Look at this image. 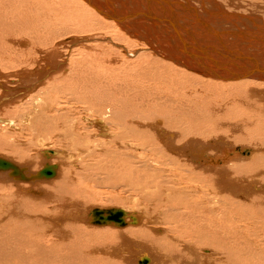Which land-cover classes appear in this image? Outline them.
<instances>
[{
    "label": "bare ground",
    "instance_id": "bare-ground-1",
    "mask_svg": "<svg viewBox=\"0 0 264 264\" xmlns=\"http://www.w3.org/2000/svg\"><path fill=\"white\" fill-rule=\"evenodd\" d=\"M191 2L200 4L203 15L208 19L214 18V20L206 19L207 21H198L197 23L200 12L198 13ZM206 2L212 4L214 9L219 7V4L213 0H0V44L6 46L9 53L12 50L15 51V48L18 51L23 50L21 47L19 49L15 46V44L17 46L22 44L21 40L14 39V33L17 30L19 33L32 31L38 35L40 32L46 38H54V41L57 38L66 37L63 43L67 48L76 47L73 54L69 50L63 53L67 54L68 58L70 57L68 64L67 60L62 62L57 60L59 57L62 58L57 49L53 53L50 52L52 61L49 60V65L46 66L45 61V64L40 65L38 71H28V75L18 78L20 82L17 83L28 91L27 87H35L43 80L45 82V78L50 77L46 82H52L53 84L50 86H53L54 89L59 88L63 94L56 99H67L63 101L66 103L64 107L67 106V110H63L64 112L61 113L62 107H60L61 111L59 108L57 109L59 114L56 112L51 118L48 116L45 118L54 121L50 132L45 128L47 123L43 124L44 117H37L40 119L37 122L41 121V128L39 126L35 128L37 139L43 141L52 139L51 144L61 150L57 153L46 149L43 155L48 159L55 155L56 157L59 155L65 157L64 148L76 150V147L82 145L88 154L86 157L83 154L87 163H82L79 171L75 168V173L72 175V172L67 170L63 173L60 181L56 180L59 182L55 183L56 186L52 183L56 187V195L50 203L55 201L54 203L59 202V205L53 206L52 209L50 208L51 210L46 208L51 213L59 209L62 216L56 218L55 222L64 221L65 219L62 218L65 216L64 214H74L76 211L77 216L74 215L76 216L74 220L77 222L66 223L68 224L66 226L63 224L67 228L52 233L49 237L50 240L46 238L51 244L48 241L44 242H47L49 246H43L40 237H37V240L29 242L27 247L25 245L17 251L13 250L16 255H13L11 253L13 251L8 249L17 261L15 264H20V262L30 264L32 258H36L39 264H46L43 260H49L45 258L47 252L53 256V260L48 261L49 264H62L63 261L59 259L61 253L63 254L62 259L65 261L64 264L68 260L72 263L77 256L82 259L80 264H95V255L101 249L102 251H112L115 254L125 250V254H119V264H159V262L161 264H264V148L261 147L264 146V136L260 140L262 142H257V140L256 142H254L255 140L241 142L239 138L238 140L234 139V142L232 139L230 142L228 137L224 138L226 136L222 137L215 133L217 129L221 133L225 131V128H227L226 131L264 129V55L259 51L262 49L261 52H264V17L256 16V13H260L258 11L261 9L264 12V6L262 3L253 4L257 9L256 13L254 12L251 16L241 13L243 9L239 10L240 13L228 9L230 12L238 14L234 17L236 21L244 22L241 23L243 30L238 29L236 32H231L221 25L214 27L217 22L214 16L215 12L212 13L213 9L209 11L211 8L209 7L208 10L204 6ZM221 4L226 8L236 7V10H238V6L240 7L237 0H226V2L223 0ZM225 13H228L227 10ZM249 13L253 12L250 10ZM232 16V14H228L227 18L218 17H222L221 20L226 23H231L234 20ZM249 18H252V22L249 21ZM244 20L251 22V25L245 24ZM196 24L201 28L196 29ZM245 25L258 28L257 38H252V34L248 33L250 29H247ZM43 27H46L48 31L42 29ZM51 33L53 34L50 35ZM10 40L13 42L11 43ZM30 45L31 47L37 46L32 43ZM47 45L49 44L46 43L45 46L47 47ZM23 47L25 46L23 45ZM0 52L3 53L4 49ZM48 52L49 50L47 54ZM165 59L173 61L175 64L169 63ZM185 63H189L190 68ZM11 68L8 72L12 71ZM183 70L194 75L184 73ZM13 71L15 75V70ZM6 76L0 74V79H4ZM8 86L7 83L0 82L3 91L0 94V100L9 93ZM11 88H13V96L20 94V91L15 87ZM32 89L34 88L32 87ZM58 91L57 89L56 92ZM198 91L207 93L200 96L197 95ZM4 99L6 100L0 103V119L2 123H8L10 126L15 121L13 119L5 120L2 112L7 111L12 103L9 105L10 107H4L8 101L7 98ZM9 100L11 99L9 98ZM57 100L56 102H59ZM52 101L54 100H51L50 103ZM135 103L138 104L135 105ZM49 105L47 103V108L50 107ZM52 105L54 104L52 103ZM244 105L247 106V110L242 112ZM152 106H154L153 108L158 106V110L154 114H149L147 109H151ZM137 107H141L142 110ZM79 108L83 110L80 111ZM51 110L53 111L52 107ZM224 110L225 113H223ZM237 111H240V114H236ZM80 112L86 113L102 131L104 127L108 128L110 132L105 130L108 132V135H105L110 139H106L107 142H98L95 140L97 138L91 140V137L95 136H92L91 130V132L87 130L82 118L77 116V114L80 115ZM232 114L242 118L244 124L240 126L230 123L237 119ZM198 115L202 116L201 120H198ZM194 117L196 121L193 124L189 119L193 120ZM33 118L35 120L34 116ZM147 121L148 126L154 130V135L149 139L144 138L146 131H141V135L137 133L140 130L139 127ZM173 124L175 125L171 129L169 125ZM189 124L199 126L200 129L194 126V130H189L190 128L185 127ZM143 126L147 127V125ZM182 126L185 129H182ZM208 126L218 137L204 140L211 136L207 132L209 131ZM137 129L139 130L137 131ZM142 129L145 130V128ZM240 131L242 132V130ZM177 134H179L178 139ZM190 135H199L204 139H191V137L186 141L185 139ZM259 135L260 133H258V137H260ZM4 136V138H9L12 135H8V137L4 134ZM17 140L13 141L17 142ZM1 141L4 142L0 139ZM185 141L187 143H182ZM90 143L93 148H90L92 147L89 146ZM240 143L247 145L255 143V154L261 153L251 157L253 154L249 152L248 147L247 151L250 153V157H248L249 154L244 152L246 149L239 146ZM138 145L142 149H138ZM148 147L151 148L149 151V153L152 152L151 155H146L145 152L140 153V151L148 150ZM23 149H26L27 152L28 147H23ZM71 151L75 156L76 151ZM0 159L9 162L13 167L7 170L5 163L3 164V161L0 160V175L5 176V179L16 183V185L20 182L19 180L25 182L24 187L20 186L22 183L17 185L18 188L14 187L17 190L16 198H20L24 193H32V195L38 193L37 197L45 199L47 196L43 195L47 193H39L40 189L38 190V188L36 189L38 191L27 188L26 184L35 186L41 182H51L53 181L51 179L61 176V174L58 175L61 168L58 164L44 162L43 166L39 164L40 169L37 168L34 171L30 170L31 166L29 168L25 166V163L24 165H22L23 163L19 164L18 161L17 163L11 158L0 155ZM138 162L144 163V169L139 166L133 167V164ZM72 164L73 168L78 167L77 164ZM152 164H155L153 167L160 164L161 171L150 172L149 166ZM41 172H46L45 177L40 176ZM100 172L112 174L113 179L108 183V188L113 190L124 187L133 203L137 207H141V214L142 210L144 213L142 217L139 215L140 213L135 212L136 210L133 211V208L126 209L118 206L107 209L95 207L93 209L126 211L129 217L136 218L135 224H141L142 227L136 228L138 230H134V228L126 232H112L113 235L103 236L94 233L97 239H94L97 241L95 245L89 244L91 239L87 240L89 237H86L88 234L85 231L87 234L85 236L87 239L84 238L87 240L86 244L83 241L80 243L82 246H76L77 238L83 237L81 235L83 229L78 225H83L82 222L89 225V209H87V214L83 210L81 212L80 208H75L77 204L80 207V202H76L74 199L77 195L83 194L88 197L84 203L95 200L93 199L95 197H92L94 194L88 193V191L95 187L102 189ZM12 173H16L17 176H11ZM3 185L1 184L2 188ZM245 193L248 194L247 197L241 196ZM14 198L12 199L14 200ZM42 200L39 201L44 203H39H49L48 200ZM5 201L8 200L1 196L0 233L2 234L5 232L4 229L10 227L11 224L16 225L20 221L24 223L30 219L42 222L44 219L41 218V221L36 218L32 219L34 205H32V209L28 208L30 212L27 210L23 212L20 210L23 207L21 208L16 200L13 204L9 202L14 206L12 209L10 208L11 204L8 205ZM34 216L36 215L34 214ZM56 216L58 215H54V217ZM145 219L147 221H144ZM79 221L81 224H78ZM129 224H134L131 218L124 227ZM49 225L48 223L43 225L47 232L41 236L44 237L50 231H48L51 229L48 228ZM155 225H166V227L162 230L160 227L155 228ZM89 226L92 224L90 223ZM104 226L106 227V225ZM109 226L124 228L107 225V227ZM45 229L43 231H46ZM52 230L54 231V229ZM89 230L91 231V229ZM89 233L92 234V231ZM19 235L20 233H18ZM128 235L132 236L135 241H131ZM3 236L5 235L3 234ZM1 239L0 260H5L4 255L8 251L7 243L5 244ZM18 240L20 239H17V242ZM58 241L63 244H57ZM5 242L8 241L5 240ZM23 244L19 243V245ZM61 245L64 249L61 248ZM177 245L185 248L179 250ZM87 247L92 250H89L91 255H85ZM196 247L202 249L205 255H199ZM136 255L140 257L134 263L133 257ZM149 255H153V257ZM107 256L104 254L102 257L107 258ZM6 262L5 264H7Z\"/></svg>",
    "mask_w": 264,
    "mask_h": 264
},
{
    "label": "rangeland",
    "instance_id": "rangeland-1",
    "mask_svg": "<svg viewBox=\"0 0 264 264\" xmlns=\"http://www.w3.org/2000/svg\"><path fill=\"white\" fill-rule=\"evenodd\" d=\"M213 1H215L217 4H219V7L217 6V7H215V9H214V7H212V4H208L207 2L204 4V6L209 10L210 8V10L209 11H212V9H213V12L212 13H214V16H215V20H217V22H215V24H214V27H218V26H220L221 25V27H225V28H227L228 30H230L231 32H233V31H237L238 29H241V30H243V27H242V25H241V23H244V22H238V21H236L235 19H234V17H235V15H238V14H235V13H232V12H230L231 10L232 11H234V12H237L238 11V13H240V9H243V12L241 11V13H243V14H248V15H253L254 14V12H255V10L257 9V7L255 6V5H253V4H255V3H262V5L264 6V0H237V1H239V3H240V7L238 6L237 8H238V10H236V7L235 8H226V7H224L221 3H222V1L223 0H219V1H217V0H213ZM225 2H226V0H224ZM250 3V4H247V3ZM193 4V7L194 8H196L197 9V11H198V13H199V16H198V18H197V23H198V21H211L212 19L214 20V18H212V19H208L205 15H203V12L201 11L202 9V6L200 5V4H198V3H196V2H191V5ZM210 7V8H209ZM224 7V8H223ZM200 8V9H199ZM251 8V9H250ZM221 9V10H220ZM230 11H229V10ZM245 9V10H244ZM247 9V10H246ZM251 10V12H253V13H249V11ZM216 10V11H215ZM225 10H227V12L228 13H225ZM240 10V11H239ZM252 10H254V11H252ZM263 11V9H261L260 11H258V12H260V13H256L257 15L256 16H261V17H264V12H262ZM202 12V13H201ZM221 15H220V14ZM228 14H232L233 16H232V18L234 19L233 21H231V23H229V22H224V20H221V19H223L222 17H224V18H227V15ZM259 14V15H258ZM226 17H225V16ZM217 16V17H216ZM218 16H222V17H218ZM249 16V17H250ZM217 18V19H216ZM207 19V20H206ZM220 19V20H219ZM248 20V19H247ZM251 20V22H252V18H249V21ZM255 20V19H254ZM219 21V22H218ZM223 21V22H222ZM235 21V22H234ZM244 21H246V20H244ZM247 22V21H246ZM245 22V24H250L251 25V22H247L246 23ZM225 23V24H224ZM229 23V24H228ZM235 23H238V24H235ZM190 24V23H189ZM217 24V25H216ZM230 26V27H226V26ZM259 25H261V24H259ZM232 26V27H231ZM239 26V27H238ZM195 27H196V29H198V28H201L198 24H196L195 25ZM245 27L247 28V29H250L249 31H248V33H250V34H252L251 36H252V38H257V35H256V33H257V29L258 28H252V27H247V25H245ZM170 28V27H169ZM230 28V29H229ZM42 29H45V30H47L48 31V29L46 28V27H43ZM252 29V30H251ZM252 31V32H251ZM255 34H254V33ZM39 33V35L38 34H36V33H34V32H32V31H29V32H26V33H19L18 32V30L14 33V39L16 40H21L22 41V44H21V42H20V44L22 45H19V46H17L16 44H15V46L16 47H18L19 49H20V47H21V50L22 51H18V49L17 48H15L16 50L15 51H11L10 53H9V49L6 47V46H4V45H1L0 44V48H2V49H4V52L2 53V52H0V74H2V75H4V76H6V78H4V79H0V82L1 83H7L9 86H8V88H7V90L9 89V88H11L12 86L13 87H17V86H19V84L17 83L18 81H19V79L18 78H23V77H25L26 75H28V71H30V72H32V70L33 71H38L39 70V68H40V65L41 64H45V61H46V66L47 65H49L50 64V62H49V60H51L52 61V57H50V54L51 53H53L54 51H56L57 49V51L59 52V53H61L60 55H62V58L61 57H59V58H57V60L59 61V62H62L63 60L64 61H66V63L68 64V59L70 58H68V55L67 54H63V53H66V50H69V52L71 51V54H73L72 52L76 49V47H74L73 46V48L72 49H68L67 48V46L63 43V41L65 40V38L66 37H63V38H60V39H56L55 41H54V38H46L45 36H43L40 32H38ZM53 33H51L50 35H52ZM51 37V36H50ZM59 40V41H58ZM38 42V43H35V42ZM43 41V42H42ZM46 41H48V42H46ZM54 41V42H53ZM9 42V41H8ZM8 42H6V43H8ZM10 42L12 43L13 42V40H10ZM28 42V43H27ZM55 42H56V45H55ZM61 42V43H60ZM30 43H32V44H34V45H37V46H35V47H31V45H30ZM46 43L47 44H49V45H47V47L45 46L46 45ZM244 43H246V42H244ZM29 44V45H28ZM40 44V45H39ZM23 45L25 46V47H23ZM64 45V46H63ZM30 48H29V47ZM50 46V47H49ZM4 47H6V48H4ZM23 47V48H22ZM39 48H42V49H39ZM65 48H67V49H65ZM2 49H0V51L2 50ZM44 49H45V52H43L44 51ZM52 49V50H51ZM54 49V50H53ZM49 50V52H48V54H47V51ZM257 50V49H256ZM262 50V49H261ZM261 50H259L260 51V54L262 53L263 55H264V52H261ZM37 51V52H36ZM39 51H41V52H39ZM258 51V50H257ZM259 51H258V53H259ZM19 52V53H18ZM23 52H24V54H23ZM33 52H34V54H33ZM51 52V53H50ZM17 53V54H16ZM42 53V54H41ZM44 53V54H43ZM36 54V55H35ZM70 54V55H71ZM9 55V56H8ZM31 55V56H30ZM45 55H46V57H45ZM18 56V57H17ZM45 57V58H44ZM63 57H66V58H63ZM23 60H22V59ZM33 58V59H32ZM14 59H16V60H14ZM17 59H20V60H17ZM47 59V60H46ZM164 59V58H163ZM30 60V62H27V61H29ZM43 63H42V62ZM48 61V62H47ZM165 61H168V60H166L165 59ZM185 61V60H184ZM4 62V63H3ZM9 62V63H8ZM13 62V63H12ZM40 62V63H39ZM169 63H173V64H175L173 61H168ZM186 62V61H185ZM2 63V64H1ZM26 63V64H25ZM14 64H16V65H14ZM67 64L65 65V67L67 66ZM186 64V63H185ZM189 63H187L186 65H188ZM19 65V66H18ZM33 65V66H32ZM27 66H32V67H27ZM38 66V67H37ZM2 67V68H1ZM4 67H7V68H5L4 69ZM12 67V68H11ZM14 67V68H13ZM48 67H50V66H48ZM188 67H189V65H188ZM10 68H11V70L12 71H10V72H8L9 70H10ZM17 68V69H16ZM25 68H27V69H25ZM30 68H34V69H30ZM190 68V67H189ZM1 69H2V71H1ZM179 69V68H178ZM13 70H15V75H14V71ZM19 70V71H18ZM180 70H181V68H180ZM7 71V72H6ZM182 71V70H181ZM188 71V70H187ZM18 72V73H17ZM22 72V73H21ZM25 72V73H24ZM183 72L184 73H189V72H186V70H183ZM20 73V74H19ZM166 73V72H165ZM23 75V76H22ZM189 75H194V74H191V72L189 73ZM17 80H16V79ZM50 79V77L49 78H45V80L46 81H48ZM45 81V82H46ZM20 82V81H19ZM44 82V80L42 81V82H40V83H38L35 87L34 86H30V87H27V88H29V90L28 91H26L25 89L26 88H23V86H19L20 87V94L19 95H15L14 97H12V98H10V96H11V94L10 93H8L7 94V96L5 95V97L3 96L2 97V99L1 100H3V101H5L6 99H4V98H7V103H6V105L4 106V107H6V106H9V105H11V103H12V105H11V107L10 108H6L7 109V111H1L2 113H3V115H4V118H5V120L6 119H8V120H14L15 122V124L14 123H12V124H10V126L8 125V123H2L1 122V119H0V139H2V140H4V142H0V155L1 156H3V157H7V158H11L12 160H14L15 162H19V164H21V163H23L22 165H24V163H25V166H27V167H29L30 168V166L32 167V168H30V170H34V171H36L37 170V168H41L40 166H39V164L41 165V166H43V164L42 163H44V162H50L51 164H58L61 168H60V171H59V174L58 175H60L61 174V176H58L57 178H55V179H51V180H53V181H51V182H37V183H40V184H35V186L34 185H29V184H26L27 185V188H30V189H33V190H36L37 188H38V190H36V191H38L39 193H42V194H46V195H43L44 197L45 196H47V197H45V199H43V200H48L49 201V203H46L45 202V204H41V203H44V202H41V201H39V200H42L41 199V197H37V194H33L32 195V193H24L23 194V196H20V198H16V193L15 192H17V190H16V188H14V187H16L18 184L20 185L21 183L23 184H21L20 186H23L24 187V184H25V182H21V180H19L20 182H18L17 183V185H16V183L14 184V182H10L8 179H5V176H3V175H0L1 177H0V183L3 185V188L1 187V184H0V197L1 196H4L8 201H5V203L7 202V204L9 205V204H13V202L16 200L17 202H18V205H20V207L22 208V209H20V210H22L23 212H26V211H24V210H27V212L29 211V209L28 208H30V209H32L31 207H33L32 205H34L35 206V208L33 207V211L32 212H34V213H32V215H33V217H32V219L33 218H36L37 220H42L43 218V220H49V221H43L42 220V222H37V221H32L31 219L30 220H26L25 222L27 223H22L21 221L20 222H18V223H16V225L15 224H11L10 225V227H8V228H6V229H4L5 230V232H3V234L5 235V236H3V234L2 233H0V239L2 238V237H4L3 239H1V240H4V243L6 244V249L8 250V249H11V251H13V250H15V251H17L18 249H20V248H23V247H25V245H26V247H27V244L29 243V242H31V241H34V240H37V237H40V241H41V244L43 245V246H49V244L48 243H50L49 241H48V239H49V237H50V235L52 234V233H54V232H57L58 230H60V231H62L64 228H67V227H65L66 225H68V224H66V223H72V222H77V220H74V219H76V216H77V213H76V211H75V213L74 214H72V213H70V214H64L65 216H63L62 218H64L65 220L64 221H66V222H64V221H62V222H55V221H57L56 220V218H58V217H61L62 215H61V213H59V209H57L55 212H53V213H51L49 210H51L52 209V207L53 206H56V205H59V202H56V203H58V204H56V203H50L54 198V195H56L55 194V191H56V185L59 183V182H57V181H60L61 180V177H62V175H63V173H65L67 170H69V172H72V175H74V173H75V168H77L78 169V171H79V167H80V165H83V164H86L87 162H86V160H85V158L84 157H86L88 154L85 152V148H84V146L82 147V146H78V147H76V150H74V149H67V148H64V156L65 157H62V156H58V157H60V158H58V157H56V155L55 156H52V158L51 159H48V158H46V156L45 155H43L44 153V151L46 150V149H50V150H53V151H55V152H57V153H59L61 150H59V148L57 147V149H56V146H54V145H52L51 143V140L52 139H45V141H43V140H38L37 139V131L35 130V128L37 127V126H39L40 128H41V121L40 122H37L38 120H40V119H38L37 117H44V120H43V124L45 125L46 123V130H48L49 132H50V130H52V126L54 125L53 123H54V121L53 120H51V119H49V118H47V119H45L47 116L48 117H52V116H54L55 114H56V112H57V114H59L60 112L59 111H61V109H62V111H61V113L62 112H64L65 110H67V106L66 107H64L65 105L64 104H66L65 102H63L64 100L66 101L67 99H65V98H63L64 100H57L56 98H58L59 96L61 97V95H63L61 92H60V89L59 88H56V89H54L53 88V86H50L51 84H53L52 82H46L45 83ZM12 84V85H11ZM14 84H16V85H14ZM34 84V83H33ZM32 85V84H31ZM32 87L34 88V89H32ZM22 88V89H21ZM31 88V89H30ZM209 88V87H208ZM2 88L0 87V94H2L3 93V91L1 90ZM59 90L58 92H56V90ZM210 89V88H209ZM211 90V89H210ZM24 91V92H23ZM213 93L215 92V91H212ZM21 93H23V94H21ZM204 93H207V92H202V91H198V93H197V95H200V96H204ZM210 93H211V91H210ZM22 96V97H21ZM11 99V100H9V98ZM40 97V98H39ZM62 97H64V96H62ZM15 98H17V99H15ZM57 101H59V102H56V100ZM51 100H54L55 101V103H54V101H52L51 103H50V101ZM12 101V102H11ZM34 101V102H33ZM43 101H45V102H43ZM32 102V103H31ZM15 103V104H14ZM47 103L48 104H50L49 106V108H47ZM52 103L54 104V105H52ZM8 104V105H7ZM14 104V105H13ZM33 104V105H32ZM136 104H138V103H135V105ZM238 104H240V105H243L242 103H238ZM1 106V105H0ZM14 106V107H13ZM44 106H46V107H44ZM57 106V107H56ZM51 107H52V109H53V111L51 110ZM60 107H62L61 109H60ZM68 107H70V106H68ZM154 106H152L151 107V109H147V111H149L148 113L149 114H154V113H156L157 112V108H158V106H155V108H153ZM39 108V109H38ZM59 108V111L57 110ZM139 110H142L141 109V107H137ZM10 109V110H9ZM80 109V111H82L83 109H81V108H79ZM223 109V108H222ZM64 110V111H63ZM151 110V111H150ZM247 110V106L245 107V105H244V107L242 108V112H244V111H246ZM152 111H154V112H152ZM13 112V113H12ZM223 113H225V110H224V112ZM11 114V115H10ZM35 114H36V116H35ZM74 114V113H73ZM80 115H78L77 114V116H80L82 119L81 120H83V122L86 124V126H87V130H91L90 132H91V134H92V136H95L94 138L93 137H91V140L92 139H95V138H97V139H95L96 141L98 140V142H107L109 139H110V137H107L106 135H108V132L107 131H105V130H108L109 132H110V130L108 129V128H105L104 127V130L102 131L101 129H99L100 127L97 125V124H95L92 120H91V118L89 117V116H87L86 115V113H84V112H80L79 113ZM236 114H240V111H237L236 112ZM39 115V116H38ZM33 116L35 117V120H34V118H33ZM232 116L233 117H237V116H235V114H232ZM7 117H10V118H7ZM12 117V118H11ZM33 118L32 120L30 119V118ZM196 117V116H195ZM195 117L193 118V120H191V119H189L193 124H194V121H196L195 120ZM26 118V119H25ZM37 118V119H36ZM197 118H198V120H201L202 119V116H200V115H198L197 116ZM48 119H49V121H48ZM86 119V120H85ZM234 119V118H233ZM197 120V121H198ZM45 121H47V122H45ZM49 122V123H48ZM53 122V123H52ZM150 122V121H149ZM176 122V121H175ZM174 122V123H175ZM35 123V124H34ZM37 123V124H36ZM148 121L145 123H143L139 128H140V130L139 129H137V133L139 134V135H141V131L142 132H145V134H144V138H146V139H149L150 137H152L154 134V130L152 129V127L151 126H148ZM230 123H233L234 125H236V124H239L240 126L241 125H243L244 123H243V119L242 118H239V117H237V119L236 120H232V121H230ZM14 124V125H13ZM29 124V126H27ZM16 125V126H15ZM24 125V126H23ZM92 127H91V126ZM143 125H147V127H144ZM174 125L175 124H173V125H169L170 126V128L172 129L173 127H174ZM27 126V127H26ZM91 127L90 129H89V127ZM95 126V127H94ZM191 124H189L188 126H185V127H187V128H190L189 130H194L193 129V127L195 126V128H199L200 129V127L199 126H196V125H192L191 127ZM145 128V130L144 129H142V128ZM206 127H207V125H206ZM210 126H208V128H209ZM12 128V129H11ZM33 128V129H32ZM97 130H96V129ZM147 128V129H146ZM150 128V129H149ZM96 131H95V130ZM182 129H185L184 128V126H182ZM210 129L211 128H209L208 130L209 131H207L208 132V134H210L211 136V138L210 137H208V138H202V137H199V135H190L188 138H186L185 140L186 141H188L191 137V139H199V138H201V139H204V140H210V139H214L215 138V136H217L218 137V135L219 136H222V137H224V136H226V137H224V138H227V139H229V141L231 142L232 141V139H233V141L232 142H234L235 140H238V138H239V140L242 142V141H244V142H253L254 140V142H256V140H257V142H262V141H260L261 139H262V137L264 136V132H262V131H264V129H258L259 131H257V130H252V129H240V130H242V132L238 129V130H227L226 131V129L227 128H225V131H222L221 133H220V130L219 129H217L216 131L217 132H215V133H218V135H216L214 132H213V130L211 129V131H212V133H210L211 131H210ZM29 130H31V131H29ZM175 130V129H174ZM34 133H33V132ZM36 131V132H35ZM148 131H149V133H148ZM176 131H178L179 133H180V131L178 130V129H176ZM238 131V132H237ZM240 131V132H239ZM253 131H254V133H253ZM99 132H101V133H99ZM104 132H106V133H104ZM11 133V134H10ZM34 135H33V134ZM97 133H99V134H97ZM229 133H232V134H229ZM239 133V134H238ZM241 133V134H240ZM258 133H260V137H258ZM4 134L6 135V136H10V135H12V136H8L9 138H4L5 136H4ZM96 134V135H95ZM103 134V135H102ZM106 134V135H105ZM148 134V135H147ZM150 134H152V135H150ZM225 134V135H224ZM234 134V135H233ZM243 134V136H241ZM252 134V135H251ZM29 135H32L33 136V138H32V136H29ZM97 135H99V137H97ZM102 137H101V136ZM213 135V136H212ZM228 135H230V136H228ZM177 136V139H178V136H179V134H177L176 135ZM238 136H240V137H238ZM249 136V137H248ZM251 136V137H250ZM254 136V137H253ZM13 137V138H12ZM22 137V138H21ZM230 137V138H229ZM105 138V139H104ZM237 138V139H236ZM242 138H244V139H242ZM6 139H8V140H6ZM18 139V140H17ZM104 139V140H103ZM106 139H108V140H106ZM235 139V140H234ZM252 139V140H251ZM259 139V140H258ZM13 140H17V142H15V141H13ZM32 140V141H31ZM12 141V142H11ZM22 142L23 144L25 143V145H23V144H21L20 142ZM37 141H39V142H37ZM182 142V143H187V142ZM239 141V142H240ZM15 142V143H14ZM26 142H28V143H26ZM35 142V143H34ZM40 142H41V144H40ZM43 144H45V145H43ZM249 144H251V145H247V144H239V146H241L242 148H244V149H246V151H244L246 154H249L248 155V157H250V153L252 152V156L251 157H253L254 155H256V154H260L261 152H257L256 154H255V150H254V148L256 147V145H255V143L253 144V143H249ZM3 145H5V146H3ZM9 145V146H8ZM23 145V146H22ZM35 145V146H34ZM37 145H39V146H37ZM15 148H14V147ZM19 146H21V147H19ZM34 146V147H33ZM89 146H92V143H90L89 144ZM23 147L24 148H27L28 147V149L30 150H28L27 149V152H26V149H23ZM138 149H142V147L140 146V145H138ZM247 147V148H246ZM248 147H249V149H250V153L247 151V149H248ZM261 147H263L264 148V146H261ZM83 148V149H82ZM90 148H93V146L92 147H90ZM18 149V150H17ZM40 149V150H39ZM151 148L150 147H148V150H143V151H140V153H143V152H145V154L147 155H151L152 154V152H150L149 153V151H151L150 150ZM10 150V151H9ZM71 150H73V151H76V154H75V156H73V154L71 153L72 151ZM78 150H80V151H78ZM254 150V151H253ZM2 151V152H1ZM18 151V152H17ZM26 153H25V152ZM21 152H22V154H21ZM41 152V153H40ZM83 152V153H82ZM139 152V151H138ZM13 153H14V155H13ZM25 153V154H24ZM30 153H32V154H30ZM75 153V152H74ZM19 154H21V155H19ZM41 154V155H40ZM79 154V155H78ZM85 156H84V155ZM17 156V157H16ZM21 156V157H20ZM41 156H43V157H41ZM73 156V157H72ZM84 156V157H83ZM179 156V155H178ZM41 157V158H40ZM76 157V158H75ZM81 157V158H80ZM33 158V159H32ZM48 160H46V159ZM55 158V159H54ZM82 158H84L83 160H82ZM35 159V160H34ZM71 159V160H70ZM71 162H70V161ZM78 160V161H77ZM23 161V162H22ZM25 161V162H24ZM30 161V162H29ZM72 161H76V162H72ZM154 161H156V159H154ZM17 162V163H18ZM29 162V163H28ZM69 162V163H68ZM37 163H38V167H37ZM72 163H75V164H77L78 165V167H72ZM83 163V164H82ZM61 164V165H60ZM64 164V165H63ZM72 164V165H71ZM92 164V163H91ZM138 164V165H137ZM135 163V164H133V167L135 168V166L137 167V166H139V168H142V169H144V163H140V162H138V163ZM143 166H142V165ZM35 165V166H34ZM155 164H152V165H150L149 166V168H150V172H153V171H156L157 173L159 172V171H161V169H160V167L162 168V166L160 165V167H159V165L158 166H156V167H153ZM141 166V167H140ZM35 167V168H34ZM70 167V168H69ZM159 167V168H158ZM106 168H108V167H106ZM36 169V170H35ZM152 169V170H151ZM113 175L112 174H103L102 172H100V175H99V177H100V185L102 186V189L101 188H94V189H89V191H88V193H92V194H94L92 197H95V198H93V199H95V200H93L92 202L90 201V202H85L84 203V200H86L88 197H85V195H83V194H81V195H77L76 196V199H74L76 202L78 201V202H80V207H78L79 205L77 204V207H75V208H80V211L82 212V210L84 211V213H88V211H89V225H90V219H91V213H92V211L94 210L93 208H95V207H98V208H111V207H121V208H126V209H128V207L129 208H133V211H135V212H137L139 215H142V217H143V213H144V211L142 210V214H141V207H137L134 203H133V201L131 200V198L129 197V193H127V191H125L126 189H124V187L123 188H120V189H110V188H108L109 186H108V183L113 179V177H112ZM16 177V176H15ZM59 177H60V179H59ZM59 179V180H58ZM57 180V181H56ZM250 180V179H249ZM3 182V183H2ZM45 183V184H44ZM55 184V183H57V184H55V186L53 185V184ZM7 184V185H6ZM10 184H13V185H10ZM10 185V187H12V188H8L7 189V187ZM38 185V186H37ZM52 187H51V186ZM35 187V188H34ZM17 188H18V186H17ZM45 188V189H44ZM116 188V187H115ZM24 189H26V188H24ZM24 189H22V190H24ZM9 190V191H8ZM16 190V191H15ZM121 190V191H120ZM45 193H44V192ZM47 191H49L50 192V194H49V192H47ZM112 191V192H111ZM124 191V192H123ZM249 191V190H248ZM247 191V192H248ZM8 193H9V195H8ZM15 193V194H14ZM11 194V195H10ZM13 194V195H12ZM41 194V195H42ZM7 197H6V196ZM12 196H14V197H12ZM28 196V197H27ZM31 198H30V197ZM241 196H245V197H247L248 196V194H246L245 193V195L244 194H242ZM10 199H9V198ZM12 198H14V200L12 199ZM35 198V199H34ZM238 198H243V197H238ZM18 199V200H17ZM22 201V203H21V201ZM10 200V201H9ZM24 200H26V201H28V202H26V201H24ZM42 200V201H43ZM20 201V202H19ZM32 201V202H31ZM9 202H11V203H9ZM39 202H41V203H39ZM4 203V204H5ZM20 203V204H19ZM29 203H31L30 205H29V207H28V204ZM35 203V204H34ZM119 203H121V204H119ZM2 204V203H1ZM12 204H11V206H12ZM22 204H24L23 206H21ZM27 204V205H26ZM55 204V205H54ZM37 205V206H36ZM46 206V207H45ZM14 206H12V207H10L11 209L13 208ZM26 209H25V208ZM46 208H49V210L48 209H46ZM51 208V209H50ZM87 209H89L88 211H87ZM91 209V210H90ZM44 210V211H43ZM42 213H41V212ZM30 212V211H29ZM34 214L37 216L38 215V217H36V216H34ZM42 214V215H41ZM49 214V215H48ZM72 214V215H71ZM54 215H58V216H56V217H54ZM74 215H76V216H74ZM39 216H41V217H39ZM51 216H53V217H51ZM68 216V217H67ZM69 216H71V217H69ZM73 217V218H72ZM42 218V219H41ZM47 218V219H46ZM35 219V220H36ZM70 219V220H69ZM23 220V219H22ZM68 220V221H67ZM51 221H54V222H51ZM144 221H147V219H145ZM144 221H143V224H144ZM29 222V223H28ZM44 222V223H43ZM48 223V225L49 224H52V225H49L50 227H48V228H51V229H48V233L46 234L47 235V237H46V235L43 237V236H41V235H43V233L45 234V232H47V229H45L46 227H44L43 225L44 224H47ZM81 221H79L78 222V224H81L80 223ZM127 222H130V217L128 216L127 217ZM37 223V224H36ZM83 223V225L81 224V225H78V226H80L81 227V229H83L82 230V233H81V235H83V237H79V238H77V243H76V246H82L80 243H82L83 241H84V243L86 244V242H87V240H90L91 241V243H89L90 245H95L96 243H97V239H96V235L94 234V233H97V235H103V236H105V235H113L114 233H112V232H117V231H124V232H126L127 230H132V229H134V230H138V229H140L142 226H141V224H129L127 227H124V228H116V227H112V226H109V227H107V225H106V227L104 226V228H103V226H93V224H92V226H89L88 224V226L86 225V223H84V222H82ZM60 224V225H59ZM63 224H65V226H63ZM73 224V223H72ZM59 227H58V226ZM109 225H114V224H109ZM11 226H13V227H11ZM27 226V227H26ZM56 227V228H54V227ZM63 226V227H62ZM89 228V229H91V231H92V234L91 233H89V232H91L87 227ZM129 226H131L130 228H129ZM139 226H141L140 228H139ZM156 226V225H155ZM154 226V227H155ZM29 227V228H28ZM33 227V228H32ZM44 227V228H43ZM53 227V228H52ZM158 227H160L162 230L166 227V225H157L155 228H158ZM168 227V226H167ZM60 228V229H59ZM63 228V229H62ZM105 228H107V229H105ZM136 228H138V229H136ZM35 229V231H32V230H34ZM46 230V231H43V230ZM52 229H54V231L52 230ZM88 229V230H87ZM93 229V230H92ZM110 231H109V230ZM124 229V230H123ZM9 230V231H8ZM15 230V232H13ZM29 230H30V232H29ZM87 232V234H86V232ZM89 231V232H88ZM95 231V232H94ZM105 231H107L106 233H105ZM7 235H6V234ZM9 233V234H8ZM18 233H20V235L18 236ZM23 233V234H22ZM34 233H36V234H34ZM16 235V236H14V235ZM22 234V235H21ZM39 234V235H38ZM89 234H91V235H89ZM24 235V236H23ZM87 235V236H86ZM94 235V237L92 238V236ZM12 236V237H11ZM14 236V237H13ZM89 237L88 239L86 238V237ZM12 239H11V238ZM16 237H19V238H16ZM43 237V238H42ZM128 237H129V239L131 240V241H135V239L132 237V236H129L128 235ZM46 238H48V239H46ZM87 239V240H85V239ZM17 239H20V240H18V242H17ZM44 239V240H43ZM57 239V238H56ZM94 239H96V240H94ZM5 240L6 241H8V242H5ZM13 240V241H12ZM50 240V239H49ZM110 240V239H109ZM44 241H48V243L47 242H44ZM106 241H107V239H106ZM11 242V243H10ZM19 243H24L23 245H19ZM12 244V245H11ZM14 244V245H13ZM51 244V243H50ZM57 244H63V243H61L60 241H58L57 242ZM186 245H188V244H186ZM11 246V247H10ZM62 247V249H64L63 248V245H61ZM10 247V248H9ZM16 247V248H15ZM83 247H86L85 245H83ZM92 247H94V246H92ZM198 247V246H197ZM197 247H196V249H197ZM204 247V246H203ZM177 248H179V250H183L185 247H181V245H180V247L177 245ZM209 248V247H208ZM87 251H85L86 253H85V255H88V254H90L91 255V252L90 251H92L89 247H87V249H86ZM90 250V251H89ZM95 250H97L96 248H95ZM15 251H13V252H11V253H13V255L15 254L16 255V253H15ZM105 252V253H104ZM116 252V251H115ZM124 252H125V250H124ZM124 252H121V253H124ZM197 252H198V254L199 255H202V254H204L203 253V250L202 249H197ZM197 252H196V255H197V257H198V254H197ZM10 253V250H8L7 251V253H6V255H4L5 256V260H0L1 261V263L0 264H5V262L7 263V264H15V263H17V261L13 258V255ZM49 253V254H48ZM101 253H103V254H101ZM121 253H117V254H115V253H113L112 251L110 252V251H108V250H106V251H102V249L100 250V251H98L97 252V254L95 255L96 257H95V259L96 260H94V263L95 264H119L120 262L118 261V260H120V257H119V254H121ZM150 253H151V251H150ZM9 254V255H8ZM47 255H46V259H49V260H43V262H45L46 264H49L48 263V261H50V260H53V256H51L50 254V252H47L46 253ZM76 254V253H75ZM105 254V256H107V258H105V257H102L103 255ZM125 254V253H124ZM153 254V253H152ZM48 255H50V256H48ZM76 255H80V254H76ZM90 255H89V257H90ZM102 255V256H101ZM123 255V254H122ZM205 255V254H204ZM63 254L61 253L60 254V256H59V259H61V261H63L62 262V264H64L65 263V261L62 259L63 257ZM116 256V257H115ZM124 256H127V255H124ZM131 255L129 254V257H130ZM149 256H151V255H149ZM47 257H50V258H47ZM100 259H99V258ZM136 257V258H135ZM135 257H133V260H134V263L135 262H137V260H138V258L140 257V256H138V255H136ZM151 257H153V255L151 256ZM104 258V259H103ZM12 259V260H11ZM31 259V258H30ZM29 259V260H30ZM34 259H36V258H32V260H30V264H39V263H37V259L36 260H34ZM77 261H76V260ZM74 260H73V262L71 263L69 260L66 262V264H68L69 262H70V264H77V262H78V264H80L81 263V258H79V256H77V258H75ZM154 259V258H153ZM29 260H28V262H29ZM98 260H99V262H98ZM111 260V261H110ZM113 260H115V261H113ZM74 261H76V262H74ZM96 261V262H95ZM111 262V263H110ZM118 262V263H117ZM22 263H24V262H22ZM21 262H20V264H22ZM27 263V262H26ZM150 263V262H149ZM25 264V263H24ZM44 264V263H43ZM136 264V263H135ZM159 264H161L160 262H159ZM180 264V263H179ZM184 264V263H183Z\"/></svg>",
    "mask_w": 264,
    "mask_h": 264
},
{
    "label": "water",
    "instance_id": "water-1",
    "mask_svg": "<svg viewBox=\"0 0 264 264\" xmlns=\"http://www.w3.org/2000/svg\"><path fill=\"white\" fill-rule=\"evenodd\" d=\"M261 50V49H260ZM17 90H20L19 86L15 87ZM13 88H9V93L11 94L10 98L14 97L13 96ZM3 102V100H0V103ZM3 161L2 163H5V168L7 170L12 169L13 167L10 165L9 162L0 159ZM46 172H41L40 176L45 177ZM11 176H17L16 173H12ZM91 219L90 223L95 225V226H104V225H109V224H114L118 227H124L128 224L127 222V217L128 214L126 211L119 210V209H112V210H99V209H94L91 214ZM133 221V223H136V218L130 217Z\"/></svg>",
    "mask_w": 264,
    "mask_h": 264
}]
</instances>
